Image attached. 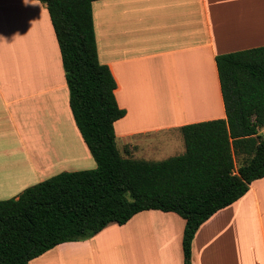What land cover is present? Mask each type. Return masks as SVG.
Instances as JSON below:
<instances>
[{
	"label": "crops",
	"instance_id": "1",
	"mask_svg": "<svg viewBox=\"0 0 264 264\" xmlns=\"http://www.w3.org/2000/svg\"><path fill=\"white\" fill-rule=\"evenodd\" d=\"M92 15L98 60L110 68L116 101L126 111L114 121L116 144L135 158L180 154L182 125L225 117L215 55L264 44V0H95ZM95 164L70 110L46 6L0 0V199L60 171ZM158 210L139 211L124 224L109 222L28 264H121L119 255L134 264L128 255L157 213L177 222L173 247L181 264L185 221ZM160 237L158 231L150 238ZM191 264H264V176L200 224Z\"/></svg>",
	"mask_w": 264,
	"mask_h": 264
},
{
	"label": "trees",
	"instance_id": "2",
	"mask_svg": "<svg viewBox=\"0 0 264 264\" xmlns=\"http://www.w3.org/2000/svg\"><path fill=\"white\" fill-rule=\"evenodd\" d=\"M39 1L58 43L71 113L96 167L60 171L0 199V264H28L147 209L184 219L183 264H191L200 224L264 176V44L215 55L225 117L182 125L184 152L158 160L124 156L114 121L126 111L110 68L98 60L95 0Z\"/></svg>",
	"mask_w": 264,
	"mask_h": 264
},
{
	"label": "rangeland",
	"instance_id": "3",
	"mask_svg": "<svg viewBox=\"0 0 264 264\" xmlns=\"http://www.w3.org/2000/svg\"><path fill=\"white\" fill-rule=\"evenodd\" d=\"M260 133L264 135V125L260 129ZM155 157L158 159H163L166 158L167 156H165V154H158ZM238 161L239 160L237 159L236 165L238 164ZM94 167H96V164ZM158 211L163 212L161 210ZM177 217L181 220V218L178 215ZM152 218L153 219L150 221L148 225H145L143 226V228H141L137 236V239L135 240L133 252L131 253V256L128 255V258L131 261L133 259L134 264L137 261H140V264H168L169 260L173 261L172 264H177L178 253L176 249L174 252V247H173L175 246V239H176L175 235L177 234V229H178L177 222L176 221L170 222L169 217L159 213L152 215ZM158 231H161L164 234L165 238L162 237H160L159 239L150 238L151 236L155 237V233H157ZM169 248H172L173 250L171 253L169 251ZM123 256L125 257V255H119V258H121V264H126L124 262ZM181 264H182V251H181Z\"/></svg>",
	"mask_w": 264,
	"mask_h": 264
},
{
	"label": "bare ground",
	"instance_id": "4",
	"mask_svg": "<svg viewBox=\"0 0 264 264\" xmlns=\"http://www.w3.org/2000/svg\"><path fill=\"white\" fill-rule=\"evenodd\" d=\"M160 262V261H159Z\"/></svg>",
	"mask_w": 264,
	"mask_h": 264
}]
</instances>
